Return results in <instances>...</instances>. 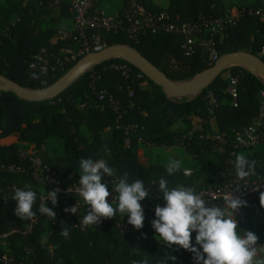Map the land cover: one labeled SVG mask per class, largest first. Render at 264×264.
Segmentation results:
<instances>
[{
	"label": "trees",
	"instance_id": "obj_1",
	"mask_svg": "<svg viewBox=\"0 0 264 264\" xmlns=\"http://www.w3.org/2000/svg\"><path fill=\"white\" fill-rule=\"evenodd\" d=\"M56 1L1 0L0 75L25 88L43 89L54 84L80 60L70 61L55 77L40 76L29 69L32 56L43 48L58 53L63 48L74 51L79 48L76 42L58 38L59 30L69 28V22H73V15L65 0ZM133 1L142 3L154 14L169 13L178 25L200 17L224 16L234 6L264 8V0H243L229 5L225 0H166V4L162 0H121L119 13ZM105 39L108 46L125 44L135 48L168 79L178 83L187 82L214 65L200 52L185 55L182 38L177 33L147 31L139 41H132L121 32H108ZM214 43L220 56L235 51L260 56L264 47V22L255 16H244L237 26L216 36ZM261 58L264 60L263 56ZM113 64H128L131 71L125 76ZM94 72L97 73L96 91H107L103 100L91 86ZM230 75L238 80L236 104L227 92ZM211 97L216 100L213 111L209 107ZM258 119L261 120L259 129L264 132V79L240 66L229 67L209 87L184 98L168 96L161 86L121 59L93 67L53 99L27 101L0 90V139L17 133L20 140L9 146L0 144V233L7 234L0 254L7 252L21 264H195L191 252L179 246H165L146 218L142 229L131 225L127 233H122L119 224L127 222L128 216L120 213L109 219L103 228L97 225H89L84 230L74 227L73 221L79 214L84 217L88 210L82 208L77 214L65 212L66 207H71L72 196L68 197L67 204H63L64 199H58L55 207L48 204L57 211L55 217L41 215L36 199L33 211L38 220L32 231L11 232L23 230L32 219L21 220L15 215L14 192L8 187H24L29 183L35 191H44L29 173L31 162L20 155L22 148L28 149L23 142L35 146L34 155L43 165L57 171L64 187L79 183L82 158L103 159L114 169V176L120 179L127 173L129 183L142 179L149 192L147 198L160 196L165 204L159 189L161 178L167 181L169 189L181 185L197 189L217 186L222 181L221 173H228L229 168L234 167L237 154L255 161L254 173L264 175V141L250 150L232 145L236 135ZM108 127L110 129L106 130ZM218 135L228 140L225 153L214 150ZM52 137L59 138L64 151L54 157L43 149ZM139 139L167 146L184 143L185 151L194 158L192 174L186 176L182 168L168 174L169 163H151L146 167L139 159ZM105 147L110 155L105 153ZM11 164H21L28 172L9 173L2 168ZM108 178L104 176L102 181ZM235 215L240 229L264 239V222H254L252 213L238 211ZM61 216L69 221L66 225L57 221ZM65 227L67 236L61 231ZM195 235L193 232L194 246ZM0 264H3L1 260Z\"/></svg>",
	"mask_w": 264,
	"mask_h": 264
},
{
	"label": "built area",
	"instance_id": "obj_2",
	"mask_svg": "<svg viewBox=\"0 0 264 264\" xmlns=\"http://www.w3.org/2000/svg\"><path fill=\"white\" fill-rule=\"evenodd\" d=\"M60 1L57 0L56 3ZM71 9L73 15V22L71 28L60 29L58 38L63 41H73L79 45L77 51L71 48H63L61 53L55 52L50 48H43L38 53L34 54L29 61V69L40 76H56L59 72L63 71L66 65L70 61H76L84 56L92 53H98L108 47L105 36L108 32L123 33L128 39L132 41H139L141 36L147 31L153 33L159 31H165L169 33H177L182 38L181 48L185 55H193L200 52L202 56L211 64H215L221 57L215 46L214 39L216 36L224 35L230 28L235 27L244 16H255L264 22V8L262 7H237L234 6L227 11L224 16L216 18H204L200 17L196 21H190L182 25H178L172 21V17L167 12H161L154 14L148 11V9L140 2L133 1L131 5L123 11V13L110 14L105 11L102 4L105 0H65ZM55 3V4H56ZM62 53L65 56L62 57ZM264 57V47L260 51V57ZM113 67L122 71L123 75L127 76L131 67L128 64H113ZM142 75L139 74V77ZM230 77V84L227 87V92L232 96L233 102H237V78ZM97 73H93V80L91 86L94 91L99 95L100 100L105 98L107 91H96ZM216 100L211 97L209 101L210 111H213ZM261 125L260 119L253 122L250 126L243 129L238 133L235 139L232 141V145L239 149H253L264 141V132L259 129ZM217 140L215 151L219 153H225L228 151V140L223 135L215 136ZM140 145L147 149H161L166 150L169 146L159 145L153 141H147L139 139ZM126 145H130V139H126ZM185 149V144H178ZM21 156L24 159H28L31 162L30 175L44 187L43 192H37V200L39 206L51 203V200L46 201L47 192L54 189H59L57 193V200L64 199L63 204L68 203V197L72 196L73 200L70 206L76 204L78 212L82 208L88 210L89 206H86L82 197L79 195V183H75L71 186L64 187L61 180L58 177L57 171H52L47 165H43L41 160L34 155V152L28 149L21 151ZM9 173H24L28 172V168L19 164H11L2 167ZM230 171L222 172V181L217 186H211L205 189H197L191 187V189L200 194L209 206L219 205L224 206L225 195L233 193L234 197H239L247 201L246 207H241L239 212L248 214L252 213L260 217L261 222H264V209L260 203V194L264 192V175H256L254 172L247 178L240 179L237 177L235 168H229ZM192 174L191 169L185 170V175L190 176ZM108 185V191L110 193L107 197V201L112 203L113 206L118 205V193L113 189L119 182L117 176H111L108 179L102 181ZM22 186L12 185L8 187L9 191L14 190ZM239 190V191H237ZM2 191V190H1ZM237 191V192H236ZM144 211V217L152 223L155 217L156 205L164 206L160 196H153L150 200L147 197L140 201ZM57 215V211L52 209ZM77 212V213H78ZM55 215V216H56ZM37 218H33L24 229L12 230L11 232L28 233L32 231L34 225L37 222ZM109 219L102 218L97 225L99 228L106 226ZM60 225H66L69 221L61 216L59 220ZM83 217L79 214L76 220H74V227L80 229H86L88 226L83 225ZM119 227L122 233L130 232L131 225L128 222L120 223ZM7 234L0 233V247L5 245L4 239ZM264 246V239L260 240L258 237L257 246ZM167 246V244H165ZM168 247V246H167ZM0 260L3 264H21L15 261L14 257L7 252L0 254Z\"/></svg>",
	"mask_w": 264,
	"mask_h": 264
},
{
	"label": "clouds",
	"instance_id": "obj_3",
	"mask_svg": "<svg viewBox=\"0 0 264 264\" xmlns=\"http://www.w3.org/2000/svg\"><path fill=\"white\" fill-rule=\"evenodd\" d=\"M105 153L110 150L105 147ZM238 178L244 179L255 170V161H250L244 154H237L233 162ZM81 174L79 175V195L88 207L83 217V225H98L102 218L112 219L117 213L128 216V224L135 229H142L144 211L140 201L149 196L142 179L129 183L125 173L113 189L118 193V206L114 207L107 201L110 193L108 185L102 182L104 176H113L114 169L110 168L103 159L80 160ZM180 170V162L170 161L166 171L173 174ZM159 189L163 193L164 206L156 205L152 227L155 236H159L169 248L179 246L193 254L195 264H264V246H257L258 236L252 231L240 229L236 213L241 207L247 206V201L234 197L233 193L225 195L224 206H209L200 194L191 188L178 186L169 189L167 181L159 180ZM239 191V190H237ZM236 191V192H237ZM59 189L47 192L46 201L51 200L55 207L58 203ZM13 199L16 201L15 215L21 220L33 219L37 213L33 206L37 192L29 183L23 189L14 190ZM260 203L264 205V192L260 194ZM41 215L55 217V212L46 204L38 209ZM65 212L77 214L76 204L66 207ZM62 234L67 236L65 227ZM195 232V246L192 243V233ZM198 246V247H197ZM176 260L175 256L171 257Z\"/></svg>",
	"mask_w": 264,
	"mask_h": 264
},
{
	"label": "water",
	"instance_id": "obj_4",
	"mask_svg": "<svg viewBox=\"0 0 264 264\" xmlns=\"http://www.w3.org/2000/svg\"><path fill=\"white\" fill-rule=\"evenodd\" d=\"M111 59H121L136 67L147 78L161 86L164 92L173 98L195 95L209 87L226 69L240 66L264 79V60L248 51H235L222 55L211 67L205 69L191 80L183 83L168 79L160 69L151 63L135 48L125 45H111L98 53L82 57L54 84L43 89H29L17 82L0 75V90L16 94L27 101H43L57 97L79 77L93 67Z\"/></svg>",
	"mask_w": 264,
	"mask_h": 264
},
{
	"label": "crops",
	"instance_id": "obj_5",
	"mask_svg": "<svg viewBox=\"0 0 264 264\" xmlns=\"http://www.w3.org/2000/svg\"><path fill=\"white\" fill-rule=\"evenodd\" d=\"M1 2V0H0ZM106 2V1H105ZM119 5V3H118ZM103 8L106 12L110 14H117L119 13V7L115 11V6H117V1L108 0L105 4H102ZM72 22H69V28H71ZM146 85V84H145ZM261 121V120H260ZM108 127L106 130H109ZM19 134H11L9 136H6L4 138L0 139V144L3 146H9L13 144L19 143ZM24 146H28V148L34 152V145H28L27 142H23ZM24 148L20 150L21 151ZM43 149H46L49 151V154H51L53 157L56 156V154L63 153V145L58 137H52L46 141V143L43 145ZM166 152V155H163L162 153ZM138 155L140 162L145 165L146 167H149L151 163H169L170 161L177 160L180 162V168L182 169H192V166L194 164V158L190 156L184 148L180 147L179 145L169 146L166 150L161 149H147L145 147L140 146L138 150ZM19 165V164H17ZM253 221L254 222H260V217L257 215H253Z\"/></svg>",
	"mask_w": 264,
	"mask_h": 264
},
{
	"label": "rangeland",
	"instance_id": "obj_6",
	"mask_svg": "<svg viewBox=\"0 0 264 264\" xmlns=\"http://www.w3.org/2000/svg\"><path fill=\"white\" fill-rule=\"evenodd\" d=\"M105 1L107 2L108 0H105ZM113 1H115V2L117 1V6H115V9H114L116 11L118 9V7L120 8V6H122V3H121V0H113ZM162 1L164 2V4H166V0H162ZM241 1H243V0H225V3H226V5L238 4ZM106 2H104L103 4H105ZM118 3H119V5H118ZM162 154L166 155V152H163ZM185 170H187V169H185Z\"/></svg>",
	"mask_w": 264,
	"mask_h": 264
}]
</instances>
